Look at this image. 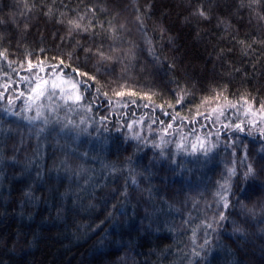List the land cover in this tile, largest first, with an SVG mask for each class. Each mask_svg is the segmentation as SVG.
Masks as SVG:
<instances>
[{"label":"trees","instance_id":"trees-1","mask_svg":"<svg viewBox=\"0 0 264 264\" xmlns=\"http://www.w3.org/2000/svg\"><path fill=\"white\" fill-rule=\"evenodd\" d=\"M51 76L76 102L22 118ZM245 108L264 111V0H0V264H264Z\"/></svg>","mask_w":264,"mask_h":264},{"label":"rangeland","instance_id":"rangeland-1","mask_svg":"<svg viewBox=\"0 0 264 264\" xmlns=\"http://www.w3.org/2000/svg\"><path fill=\"white\" fill-rule=\"evenodd\" d=\"M69 83L65 79L58 78L56 76H51L50 78L38 79L36 81H30L25 86L26 99H22V106L20 107V116L22 118L40 121L43 124H49L51 126V121L57 119V106L59 105L61 99L57 97V92L61 94L67 92V87ZM72 88V91L69 92L71 100L73 103L78 99V92L76 86L70 84L69 89ZM56 94V95H55ZM68 94V93H67ZM66 102L64 101L61 105L65 106ZM77 110H82L80 106H76ZM246 113L244 114L252 124L259 127H264V111H252L249 108H245ZM79 112V111H77ZM69 113H67L68 115ZM66 115V116H67ZM62 118V117H61ZM73 126V131H70L75 138H89L90 142L93 141L94 137H88V135H96L92 130V125L90 122L82 123L81 120L70 122ZM264 129V128H263ZM97 132V131H96ZM78 139V138H77ZM77 143V142H75ZM204 142L193 143L191 146L189 144H182V150L185 154L186 159L193 160L195 158L196 148L197 150L204 147ZM90 144L85 146V149H88ZM205 147H208L205 145ZM85 150L84 152H87ZM92 159L96 157L92 154Z\"/></svg>","mask_w":264,"mask_h":264}]
</instances>
